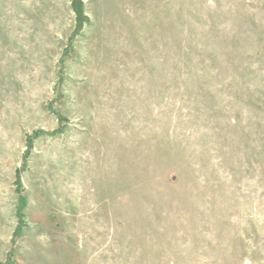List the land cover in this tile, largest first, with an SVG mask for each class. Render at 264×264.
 I'll list each match as a JSON object with an SVG mask.
<instances>
[{
	"label": "rangeland",
	"instance_id": "374dc122",
	"mask_svg": "<svg viewBox=\"0 0 264 264\" xmlns=\"http://www.w3.org/2000/svg\"><path fill=\"white\" fill-rule=\"evenodd\" d=\"M0 264H264V0H0Z\"/></svg>",
	"mask_w": 264,
	"mask_h": 264
}]
</instances>
